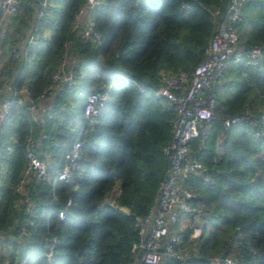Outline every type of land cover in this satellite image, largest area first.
<instances>
[{
  "label": "trees",
  "instance_id": "obj_1",
  "mask_svg": "<svg viewBox=\"0 0 264 264\" xmlns=\"http://www.w3.org/2000/svg\"><path fill=\"white\" fill-rule=\"evenodd\" d=\"M229 0H104L94 9L99 44L84 41L74 16L84 0H56L47 16L50 37L31 48L29 60H9L18 86L37 98L68 52L76 84L53 97L52 115L30 121L24 106L12 104L0 131V264H131L137 240L134 215H144L163 179L167 159L162 146L172 136L173 111L152 90L161 72L190 75L205 54L219 16ZM31 0L22 4L27 14ZM182 3H187L182 7ZM240 44L264 40V0H246L235 24ZM11 67V66H10ZM81 71L83 73H81ZM143 86L139 91L128 78ZM111 83L107 101L91 125L82 116L85 96ZM218 102L207 136L192 141V153L206 167L185 186L201 208L205 228L199 254L186 264H213L205 253L239 250L235 264H264V133L236 123L223 130L221 113H235L264 101V52L258 64L228 63L214 82ZM73 97L64 100V95ZM260 127V126H259ZM42 130L44 136L38 137ZM14 136V137H12ZM82 140L73 182L29 174L23 192L17 185L27 164L25 147L33 143L52 172L76 138ZM221 149L218 147L220 139ZM119 180L113 204L105 198ZM69 200V203L67 201ZM67 203V204H66ZM66 207L62 219L58 211ZM24 226L25 234H21ZM193 218L178 229L187 240ZM55 237L49 261L46 241ZM25 262L22 263L21 260ZM162 264H180L166 258Z\"/></svg>",
  "mask_w": 264,
  "mask_h": 264
},
{
  "label": "built area",
  "instance_id": "obj_2",
  "mask_svg": "<svg viewBox=\"0 0 264 264\" xmlns=\"http://www.w3.org/2000/svg\"><path fill=\"white\" fill-rule=\"evenodd\" d=\"M55 1L37 0L35 22L27 32L25 46L22 49L10 46L6 50L7 59L29 60L31 58L28 55L29 50L38 44L43 45L49 39L47 16L53 9ZM245 1L229 0L223 12L219 9L213 11L214 15L219 16L216 29L209 39L204 56L194 66L190 75L184 71L161 72L158 75L159 85L152 92L156 98L165 101L173 111L172 136L170 141L162 146L167 166L153 197V203L146 214L133 216V226L137 230L138 238L131 245V251L134 253L131 264H162L166 258H173L180 264H186L194 255L199 254L198 240L205 224H202L201 208L191 204L195 194L185 186V182L191 174L204 173L206 167L192 153L191 144L194 139L203 140L207 136L211 121L216 117L215 109L218 107V102L212 86L220 77L224 67L231 62H240L243 58H245V64L256 65L262 60L264 52V40L249 47L239 42L235 24L239 20ZM103 3L104 0H84L74 16V28L80 37L94 45L101 42V35L95 28L94 9ZM186 6L187 3H182V7ZM19 11V0H0V36L4 33L5 38L7 34L6 31H2L3 22ZM81 18L82 22L79 25ZM4 43L5 41L0 40V48ZM65 62L64 57L57 69L52 72L50 83L37 98H32L25 86L16 84L13 77L9 76L11 75L9 69H6L4 73L0 70V131L10 114L12 104L24 106L30 121L40 124L41 119L36 112L37 103L49 96L52 100V97L65 85L71 89L76 84V75L72 68L64 69ZM128 80L136 85L139 91H144V87L136 84L133 78L129 77ZM111 86L112 84L108 83L104 88L91 91L85 96L82 116L87 125L93 124L96 116L101 113ZM45 113L46 117H51L52 103ZM221 116L223 130L232 124L246 123L253 128L252 135L255 138L264 133V101L258 107L246 105L239 112L232 114L223 112ZM81 145L82 140L79 137L76 138L64 153L60 166L52 172V162L49 159L40 158L33 150V143L30 142L25 147L27 164L17 189L23 192V185L29 174L46 180L52 185L57 182H73L74 170L81 156ZM255 157L264 160V149ZM119 184V180L115 179L113 189L106 197L108 198L106 202L109 204H113V198L120 192ZM66 210L67 208L64 207L58 211L59 219L64 217ZM185 216L193 218L192 231L187 240L184 233L178 229ZM22 233L25 234L24 226L21 227ZM54 243V236L46 241L47 250L43 255L47 261L51 259ZM232 246L228 251L221 253H205L204 257L213 264H235L239 250L237 245ZM21 262L24 263L25 260L22 259Z\"/></svg>",
  "mask_w": 264,
  "mask_h": 264
},
{
  "label": "crops",
  "instance_id": "obj_3",
  "mask_svg": "<svg viewBox=\"0 0 264 264\" xmlns=\"http://www.w3.org/2000/svg\"><path fill=\"white\" fill-rule=\"evenodd\" d=\"M24 0H19L20 3V11L13 17L7 18L6 22H3L2 25V31H6V36L4 38L3 34L0 36V40L2 42L5 41L4 45L0 48V70L1 72H6V69H9L10 74L9 76L13 77L14 74L17 72L15 66L8 65L7 61H9L8 55H7V49L10 46H17L19 49H22L25 46V40L27 36V32L29 28L34 24L35 22V3L34 0H31V6L32 10H30L27 14L24 12L26 10L25 6L22 4ZM82 22V18L79 20V25ZM3 36V37H2ZM65 64L64 69L68 70L72 68V64H70L71 55L68 52L65 54ZM11 66V67H10ZM53 100V97H52ZM52 100L49 97H46L42 100H40L37 103L36 112L38 115V118L41 119L46 113L45 110L51 107ZM42 130L39 132L38 137H43ZM14 137V136H12ZM221 138V137H220ZM219 147V144H218ZM35 152V151H34ZM36 153V152H35ZM48 159V158H46ZM106 198L105 200H107Z\"/></svg>",
  "mask_w": 264,
  "mask_h": 264
},
{
  "label": "rangeland",
  "instance_id": "obj_4",
  "mask_svg": "<svg viewBox=\"0 0 264 264\" xmlns=\"http://www.w3.org/2000/svg\"><path fill=\"white\" fill-rule=\"evenodd\" d=\"M71 97H73V94H71V95H68V94H65L64 95V100L65 101H67L68 99H70ZM196 140H193V142H195ZM220 141H221V138L220 139H218V144H219V149H221V145H220ZM203 221V220H202ZM204 222H202V224H203ZM178 225H176V227H177Z\"/></svg>",
  "mask_w": 264,
  "mask_h": 264
},
{
  "label": "water",
  "instance_id": "obj_5",
  "mask_svg": "<svg viewBox=\"0 0 264 264\" xmlns=\"http://www.w3.org/2000/svg\"><path fill=\"white\" fill-rule=\"evenodd\" d=\"M37 2V0H34V3H36ZM204 228H205V225H204Z\"/></svg>",
  "mask_w": 264,
  "mask_h": 264
}]
</instances>
